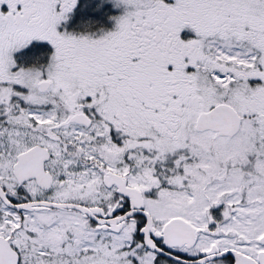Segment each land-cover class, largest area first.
I'll return each instance as SVG.
<instances>
[{"label": "snow or ice", "instance_id": "obj_1", "mask_svg": "<svg viewBox=\"0 0 264 264\" xmlns=\"http://www.w3.org/2000/svg\"><path fill=\"white\" fill-rule=\"evenodd\" d=\"M0 264H264V0H0Z\"/></svg>", "mask_w": 264, "mask_h": 264}]
</instances>
